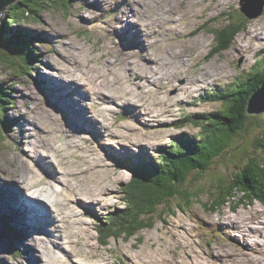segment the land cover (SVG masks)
Listing matches in <instances>:
<instances>
[{
	"label": "rangeland",
	"instance_id": "obj_1",
	"mask_svg": "<svg viewBox=\"0 0 264 264\" xmlns=\"http://www.w3.org/2000/svg\"><path fill=\"white\" fill-rule=\"evenodd\" d=\"M70 1L69 8L61 4L68 0L29 4V9L40 6L41 20L24 26L32 32L42 59L32 76L17 78L8 68L16 70L18 65L24 70L29 62L23 40L0 43V53L10 48L21 53L16 61L5 58L8 62L0 67V83L7 82L14 101L7 114L15 125L6 141L0 137V264H31V258L42 254L47 261L34 264H264V205L247 202L235 207L233 200L219 211H209L204 205L217 194L210 198V178L202 182L206 187L200 196L197 193L199 201L182 210L179 197L171 201L176 214L160 206L152 229L108 239L97 231L108 213L125 210V187L133 172L122 162L133 158L138 163L143 152L158 158L174 136L199 135L200 128L188 117L221 108L207 94L233 86L249 76L256 60H264V11L248 20L240 10L241 0ZM231 23H247L246 31L230 49L219 51L215 34ZM72 54L76 61L69 59ZM141 56L147 57L144 64L138 63ZM2 108L4 101L1 115ZM121 108L134 112L126 120L115 118ZM227 169L230 175L234 172ZM45 171L49 183L30 188L28 177L39 184ZM54 174L62 182L55 183ZM15 190L46 200L54 231L41 225L39 232L20 236L22 224L28 223L10 209L19 201ZM101 192L106 198L101 204L79 194L99 197ZM35 206L47 207L40 202ZM8 210L12 213H4ZM31 211L27 217L38 219L35 209ZM39 233L52 236L45 239ZM35 237L50 254L34 247Z\"/></svg>",
	"mask_w": 264,
	"mask_h": 264
},
{
	"label": "trees",
	"instance_id": "obj_2",
	"mask_svg": "<svg viewBox=\"0 0 264 264\" xmlns=\"http://www.w3.org/2000/svg\"><path fill=\"white\" fill-rule=\"evenodd\" d=\"M32 1L35 0H19L0 8V13L4 14L6 10L10 15L9 22H6L8 15L2 18L0 43L21 39L28 49L26 60L29 62L23 66L24 70L27 69L26 74H21L24 71L22 66L10 64L16 65V70L8 66L17 78L32 76L39 66L38 60H42L39 49L34 47L32 32L21 27L31 26V20L36 23L40 20V6L29 9ZM68 1L67 5L61 4L69 8L71 1ZM247 23H231L217 31L215 36L220 44L219 51L230 49L237 37L246 31ZM1 52L0 67L3 66L1 62H8L5 58L15 60L20 53L16 48L1 49ZM263 65L264 60H256V66L248 77L240 78L228 88H218L214 95L209 94L208 99L221 103V108L188 117V121L200 128L199 135L181 133L173 137L170 146L162 150L156 163H136L132 159L122 162L126 169L133 172L130 184L125 187L128 200L125 210L114 213L111 220L105 219L106 224L99 228L102 237L131 238L139 231L152 229L160 206H168V210L176 214L174 207H171L173 199L179 197L183 201L179 206L181 210L183 205L199 201L206 187L202 182L208 178L214 183L210 198L217 193L216 199L212 198L204 205L209 211H219L233 200L235 207L247 202L264 205V116L247 113L251 98L264 84ZM10 94L7 82H1L0 101H4L5 108H2L3 115L0 114V137L5 141L14 126L7 114L9 107L14 106ZM229 166L234 170L231 175L227 169ZM190 182L193 186H188Z\"/></svg>",
	"mask_w": 264,
	"mask_h": 264
},
{
	"label": "bare ground",
	"instance_id": "obj_3",
	"mask_svg": "<svg viewBox=\"0 0 264 264\" xmlns=\"http://www.w3.org/2000/svg\"><path fill=\"white\" fill-rule=\"evenodd\" d=\"M117 12H118V10H117ZM136 13V16H139V14L137 13V12H135ZM157 20V19H156ZM155 21V20H154ZM158 22H159V20H158ZM136 36V35H135ZM148 37H150V35H148ZM133 46V45H132ZM145 51L147 52V51H149V46H147L146 48H145ZM73 55V54H72ZM147 57H142L141 56V61H139L138 63H141V64H144V62H143V60L142 59H146ZM70 60H77V57L75 56V54L73 55V56H71L70 58H69ZM155 63H158V61H155V60H153ZM146 64V67L147 68H150V65H148L147 63H145ZM69 68V67H68ZM65 72V71H64ZM68 72L69 73H73L74 72V70H73V68H69L68 69ZM152 72H154V73H157V71H152ZM153 74V73H152ZM68 75H70V74H68ZM147 76H145L144 78H146ZM64 88H67V87H64ZM65 91V90H64ZM55 92V91H54ZM65 92H67V90L65 91ZM127 93H125V94H123V95H120V97H126L127 95H126ZM83 96V95H82ZM128 99H135L136 98V96H128L127 97ZM57 102V101H56ZM55 102V103H56ZM77 103H74L73 105L75 106ZM131 107V104H128L127 105V108H130ZM68 111H70V112H72L73 113V111L71 110V109H69ZM88 114V113H87ZM80 117H81V114H80ZM88 118V117H87ZM83 120H85L84 118H82ZM85 127V126H84ZM104 129V128H103ZM102 137V136H101ZM96 146V145H95ZM101 157V156H100ZM100 162H102V161H100ZM104 162V161H103ZM61 166V165H60ZM53 170H55V169H53ZM81 172V171H80ZM72 173V172H71ZM69 174V172L67 173V176H69L68 175ZM43 178H42V181H39V184H37V180L35 179H33V178H30V177H28V181H29V183H31V185L29 186L30 188H37V187H39V186H43V185H45V184H48L49 183V179H50V175H49V172L48 171H45L44 173H43ZM69 177H71V176H69ZM73 177V176H72ZM54 179H55V183H57L58 181L60 182L61 181V178L58 176V174H54ZM62 182V181H61ZM28 186V185H27ZM27 186H24V187H22V188H25V189H27V190H29V188L27 187ZM71 192H73V191H71ZM82 197L81 198H84V199H86L87 201H91V202H95V203H98V204H101V203H103L104 201H106V198H105V196L104 195H102V192H101V196H99V197H97V195L96 194H87V193H79ZM106 194V193H105ZM29 196V202H24L23 204H24V206L25 207H35L34 209L35 210H37V209H39V208H37L35 205H36V202H40V203H42V204H44L45 206L47 205V207H41V208H43V209H45V211H48L47 212V214L45 215V218L44 219H46V221H44V223H43V226H46V227H48V229L50 228V230H55V227H54V225L51 223V217H52V215H51V210L49 209V206H48V204L46 203V200L45 199H43L42 198V196L40 195V198L41 199H43V201L41 200V201H39L38 199H40L35 193H32V194H30V195H28ZM19 198H20V195H19ZM48 202V201H47ZM56 212H58V211H56ZM55 212V213H56ZM59 213V212H58ZM57 213V214H58ZM60 217V216H59ZM83 221V220H82ZM51 224V225H50ZM50 225V226H49ZM230 226H232L233 227V224H229ZM63 231V230H62ZM33 233V232H32ZM42 235H44V234H42ZM80 236V235H79ZM83 236V235H82ZM32 240H33V242H34V247L36 246L37 248H39V249H42V252H45V250H47V252L50 254L51 253V249L47 246L46 247V245H45V243H44V241H42V239L40 238V237H35V238H32ZM79 243V242H78ZM77 243V244H78ZM92 254V253H91ZM45 257V255L44 254H42L41 255V257H39V259H37V260H35L34 258H31L30 259V262H31V264H34V263H38L39 261H41V262H46L47 261V259L46 258H44ZM229 258H233V255H229L228 256ZM41 258V259H40ZM44 258V259H43ZM92 258H93V256H92ZM91 258V259H92ZM89 264H91V262H89Z\"/></svg>",
	"mask_w": 264,
	"mask_h": 264
},
{
	"label": "water",
	"instance_id": "obj_4",
	"mask_svg": "<svg viewBox=\"0 0 264 264\" xmlns=\"http://www.w3.org/2000/svg\"><path fill=\"white\" fill-rule=\"evenodd\" d=\"M0 8L17 0H0ZM241 0V11L248 20L259 17L264 11V0ZM2 13H0L1 18ZM248 115L256 114L264 116V84L255 92L248 104Z\"/></svg>",
	"mask_w": 264,
	"mask_h": 264
},
{
	"label": "clouds",
	"instance_id": "obj_5",
	"mask_svg": "<svg viewBox=\"0 0 264 264\" xmlns=\"http://www.w3.org/2000/svg\"><path fill=\"white\" fill-rule=\"evenodd\" d=\"M17 1H19V0H17ZM17 1H15V2H17ZM15 2H12V3H15ZM10 5V4H9ZM70 11V10H69ZM3 16H4V14H2L1 15V18H3ZM9 16L10 15H8V17L7 18H9ZM0 18V19H1ZM21 27H23L24 28V26H21ZM5 38H7V37H5ZM33 75V74H32ZM123 109V108H122ZM8 184V182H6V185ZM6 187L7 186H5L4 187V189L2 190V192H6ZM53 189V188H52ZM15 191H17V190H15ZM29 191H31V190H29ZM18 193H19V195H20V198H19V201L16 203V205H17V207H18V211L17 210H15L14 209V211H15V213H13V214H16L17 216L19 215V216H21V219H23L26 223H28V225L31 227V231H38L39 232V230H38V227L39 226H41V225H39V223H38V219H33V218H28L27 217V213L28 212H33V211H31V210H33L35 207H25L24 206V202H29V199L27 198L28 197V195L26 194V192H24V191H17ZM37 195V194H36ZM39 198H40V196L39 195H37ZM5 200H6V196H5ZM1 202H3L2 200H0ZM6 202H7V200H6ZM8 203V202H7ZM9 204V203H8ZM10 205V204H9ZM11 207H15V206H10V208ZM44 208V207H43ZM43 208H39L38 210H35V213H36V216L38 217V218H40V217H42V216H44V218H45V215H44V209ZM113 214H114V212H112V215L111 214H107L108 216L106 217V218H102L101 220H100V224H99V226H98V229H97V231L99 232V228H102L103 227V225H102V221H103V224H106L104 221H105V219H112V216H113ZM92 218V217H91ZM35 223V224H34ZM31 225H33L34 227H36V229L35 228H33ZM31 235H36V234H31ZM20 236H23L22 234L20 235ZM52 236V234L50 233V237ZM28 240V239H27ZM27 242V241H26ZM26 242H25V244H26ZM10 250V247H8V251ZM14 251H16V246H13L12 247V253L14 252ZM19 254V253H18ZM17 254V255H18ZM28 259V258H27Z\"/></svg>",
	"mask_w": 264,
	"mask_h": 264
}]
</instances>
